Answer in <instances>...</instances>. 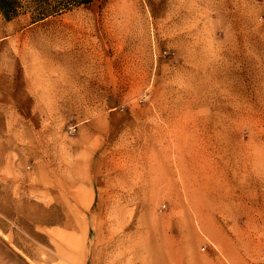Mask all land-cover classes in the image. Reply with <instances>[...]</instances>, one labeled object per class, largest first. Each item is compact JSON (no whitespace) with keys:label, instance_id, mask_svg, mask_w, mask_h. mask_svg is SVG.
Returning a JSON list of instances; mask_svg holds the SVG:
<instances>
[{"label":"rangeland","instance_id":"rangeland-1","mask_svg":"<svg viewBox=\"0 0 264 264\" xmlns=\"http://www.w3.org/2000/svg\"><path fill=\"white\" fill-rule=\"evenodd\" d=\"M38 11L0 10V264H264V0Z\"/></svg>","mask_w":264,"mask_h":264},{"label":"trees","instance_id":"trees-1","mask_svg":"<svg viewBox=\"0 0 264 264\" xmlns=\"http://www.w3.org/2000/svg\"><path fill=\"white\" fill-rule=\"evenodd\" d=\"M18 6H25L32 8L33 11H38L40 0H0V10L7 17L10 18L17 14Z\"/></svg>","mask_w":264,"mask_h":264},{"label":"bare ground","instance_id":"bare-ground-1","mask_svg":"<svg viewBox=\"0 0 264 264\" xmlns=\"http://www.w3.org/2000/svg\"><path fill=\"white\" fill-rule=\"evenodd\" d=\"M79 60V59H78ZM64 76V75H63ZM62 78V77H61ZM232 97V96H231ZM217 101H219V100H217ZM217 101H215V103H217ZM218 104H219V102H218ZM217 104V105H218ZM216 105V104H215ZM217 108V107H216ZM221 109L222 108H220V109H218L217 108V110H220L221 111ZM225 110V109H224ZM223 111V110H222ZM228 112V111H227ZM150 241V240H149ZM146 244H149L150 245V242L149 243H143L142 244V252L143 251H146V252H148L149 253V256H148V258H147V262H149L150 264H155V262H157V261H159L160 263H158V264H169V260L171 259L170 258V256H171V254H170V251H169V249L167 248V246H164L162 243V245L161 246H159V250L155 253L154 252V250L155 249H152V245H151V247L150 246H148V245H146ZM158 249V248H157ZM156 251V250H155ZM145 252V253H146ZM154 253H155V255H154ZM147 255V254H146ZM154 256H157L158 257V260H157V258L155 259V257ZM171 261V260H170Z\"/></svg>","mask_w":264,"mask_h":264}]
</instances>
